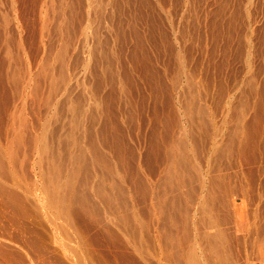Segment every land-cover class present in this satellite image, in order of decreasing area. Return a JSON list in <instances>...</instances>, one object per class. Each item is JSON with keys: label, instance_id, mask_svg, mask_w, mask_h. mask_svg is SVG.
Wrapping results in <instances>:
<instances>
[{"label": "rangeland", "instance_id": "rangeland-1", "mask_svg": "<svg viewBox=\"0 0 264 264\" xmlns=\"http://www.w3.org/2000/svg\"><path fill=\"white\" fill-rule=\"evenodd\" d=\"M101 263L264 264V0H0V264Z\"/></svg>", "mask_w": 264, "mask_h": 264}, {"label": "bare ground", "instance_id": "bare-ground-1", "mask_svg": "<svg viewBox=\"0 0 264 264\" xmlns=\"http://www.w3.org/2000/svg\"><path fill=\"white\" fill-rule=\"evenodd\" d=\"M103 78V77H102ZM116 79V78H115ZM110 85V84H109ZM191 85H193V84H191ZM253 88V87H252ZM175 89V88H174ZM111 97H113V96H111ZM82 110V109H81ZM80 111V110H79ZM188 110L186 109V112H187ZM83 111H81V113H82ZM75 114H76V112H75ZM84 114V113H83ZM187 114V113H186ZM193 114V113H192ZM80 115V114H79ZM72 116V115H71ZM74 120H76L75 118H74ZM202 121V120H201ZM75 124V123H74ZM74 124H73V126L72 127H75L74 126ZM79 124V123H78ZM74 129V128H73ZM73 132V131H72ZM74 135V134H73ZM183 137V136H182ZM73 138V137H72ZM85 138V137H84ZM74 139V138H73ZM72 139V140H73ZM36 140V139H35ZM76 140V139H75ZM90 140V139H89ZM85 141V140H84ZM183 140H179V143H178V141H176V143L177 144H173V143H169L170 144V147H169V150H168V148L165 146V151H167L168 150V152H169V160H170V166H168L169 167V169L168 168H165V170H166V172L168 173V178H169V181L172 183V182H174V183H176V184H178V185H181V184H184L183 182H185V178L186 177H184V176H189L190 175V177H188L189 179L191 178L192 179V177H193V175H191L192 173H194L193 171H195L194 170V166L192 165V163L190 162V156H188V146H187V143H184V142H182ZM186 141V140H185ZM40 144V151L42 152V154L43 153H49L48 151V149H49V146H50V144L49 145H47V143H39ZM190 144V143H189ZM192 144H194V143H192ZM38 145V144H37ZM95 146V145H94ZM195 146V145H194ZM36 147V146H35ZM51 147V146H50ZM72 147V146H71ZM71 147H70V149L69 150H71ZM93 147V146H92ZM97 147V146H96ZM192 147H193V145H192ZM192 147H191V149H192ZM69 148V147H68ZM76 148V147H75ZM77 148H80V146H78ZM167 148V149H166ZM48 150V151H47ZM62 150V149H61ZM66 150V148L64 149V151ZM69 150H67L66 151V153L64 152V154H67V152L69 151ZM82 150V148H80L79 149V151H81ZM94 149H92V151H93ZM190 150V149H189ZM193 150V149H192ZM56 151V153H57V155H58V152H57V150H55ZM59 151V150H58ZM72 151V150H71ZM88 151V150H87ZM86 151V152H87ZM40 152V153H41ZM53 152H54V150H53ZM78 152V151H77ZM193 151H191V153H192ZM50 153H52V151H50ZM76 153V152H75ZM74 153V154H75ZM81 153L82 154H79L78 155V159H81L80 158V156H82L83 155V151H81ZM96 154V152H93V154ZM39 154V153H38ZM62 154H63V152H62ZM70 154H72V153H70ZM70 154L68 155V156H70ZM77 154V153H76ZM85 154V153H84ZM47 154H45V156H46ZM49 155V154H48ZM53 155H54V153H53ZM52 154L50 155V158L47 156V158H49L48 160H50V159H52L51 158V156L54 158V156H53ZM57 155H55L56 157L54 158V159H56L58 156ZM60 155V154H59ZM73 155V154H72ZM71 155V156H72ZM42 156V155H41ZM44 156V155H43ZM67 156V155H66ZM74 156V155H73ZM73 156H72V158H70V159H73ZM104 156V155H103ZM102 156V157H103ZM165 156V155H164ZM60 157V156H59ZM58 157V158H59ZM62 157V156H61ZM63 157H64V155H63ZM83 157H84V155H83ZM87 157V156H86ZM93 157H95V155L93 156ZM100 157V156H99ZM40 158V157H39ZM65 158V157H64ZM63 158V159H64ZM77 158V157H76ZM85 158V157H84ZM84 158H82L81 160H83ZM88 158V157H87ZM96 158V157H95ZM98 158V157H97ZM46 159V158H45ZM61 159V158H60ZM62 159V160H63ZM68 159V158H67ZM41 160H42V157H41ZM57 160V159H56ZM55 160V161H56ZM61 160V161H62ZM69 160V159H68ZM75 161H73L74 162V164H77L78 162H81L80 160H77V159H74ZM88 160V159H87ZM96 160V162H97V160L98 159H95ZM100 160V159H99ZM105 160V159H104ZM103 160V162H105ZM166 160V159H165ZM167 160H168V158H167ZM52 165H54V163H55V161L52 159ZM60 161V160H59ZM71 161V160H70ZM70 161H68L69 163H70ZM85 161V160H84ZM191 161H192V157H191ZM44 162V161H43ZM64 162V161H63ZM72 162V161H71ZM168 162V161H167ZM47 163V160H46V162H45V164ZM57 163H58V160H57ZM65 164H68V163H66V162H64ZM97 163H99V162H97ZM106 163V162H105ZM48 164H50V167H52L51 166V163H50V161H49V163ZM61 164H62V162H61ZM60 164V165H61ZM79 164V163H78ZM75 165L76 167L74 168L73 167V170H75L76 172H78L77 170H79V169H77L78 167H80L79 165ZM107 165H108V162L106 163ZM55 165H56V163H55ZM59 165V166H60ZM94 165H96V164H94ZM104 165V164H103ZM106 165V166H107ZM176 165H178V167H179V165L180 166H182L183 168V171L181 172V173H179V171L178 170H175L174 168V166H176ZM46 167H47V165H45ZM44 166V167H45ZM62 166V165H61ZM43 167V168H44ZM66 166L64 165L63 166V168H65ZM66 168H68V167H66ZM65 168V171H67V169ZM104 168H106L105 166H104ZM50 169V168H49ZM62 169V168H61ZM100 169V168H99ZM107 169V168H106ZM112 169V168H111ZM110 169V170H111ZM114 169V168H113ZM168 169V170H167ZM178 169V168H177ZM51 170H52V168L50 169V171L48 170L47 171V169L45 168V171L47 172V176H49V173L51 172ZM54 170H56V168L55 169H53V171ZM109 170V169H108ZM110 170H109V172H110ZM181 170V169H180ZM52 171V172H53ZM57 171V170H56ZM64 171V170H63ZM44 172V171H43ZM76 172L74 173V175H72V172H71V175L70 176H74L73 178H71V179H69V180H71L70 182H72L73 183V179L75 178V176H77L78 175V173H77V175H75L76 174ZM106 172H107V170H106ZM113 171H111L107 176H111V174H114V173H112ZM65 173V172H64ZM63 172H61V174H64ZM68 173V172H67ZM67 173H65V174H67ZM105 173V172H104ZM46 173H44V175H45ZM53 174V173H52ZM52 174H51V176H52ZM64 174V175H65ZM99 174V173H98ZM57 175V174H56ZM68 175H69V173H68ZM68 175H67V177H68ZM87 175H88V173H87ZM106 175H104V176H102V177H104V178H102V180H101V183L100 182H98V184L99 185H97V188H96V191H97V189H98V193H99V195L102 197V199L104 198L105 200H103L104 202L106 201V203L110 206V205H112V204H114L113 203V198L111 197V194H109L108 193V188H113V186H115V185H112V180L108 177H105ZM42 176V175H41ZM60 176V175H59ZM165 176H167V175H165ZM192 176V177H191ZM46 177V176H45ZM58 177V176H57ZM65 177V176H64ZM67 177H65V178H67ZM111 177H113V176H111ZM196 177V176H195ZM201 177V176H200ZM50 178V179H49ZM48 179H47V184H46V182L44 183V184H46V188H45V192H48L47 193V195L49 194V200L50 201H48V204H50V205H53V207L52 208H55V211H56V207H59L58 209L61 211V207H64V205H65V198H64V196L65 195H67V194H64V195H62V194H60L59 193V190H61L62 188H60V183H58L57 184V182H55V178H52V177H49ZM59 178V177H58ZM46 179V178H45ZM57 179V178H56ZM60 180H62L61 178H59ZM163 179V178H162ZM167 180V179H166ZM193 180V179H192ZM45 181V180H44ZM100 181V180H99ZM163 181V180H162ZM169 181H167V182H169ZM216 181V180H215ZM63 182V181H62ZM68 182V181H67ZM83 182H85V181H83ZM144 181H142L141 183H143ZM166 182V181H165ZM166 182V183H167ZM169 182V183H170ZM187 182V181H186ZM185 182V183H186ZM191 182V181H190ZM189 182V183H190ZM196 182H198V181H196ZM218 182V181H217ZM64 183V182H63ZM74 183H76L75 182V179H74ZM188 183V182H187ZM57 184V185H56ZM163 184H164V182H163ZM173 184V183H172ZM172 184H168L167 183V185L169 186V185H172ZM89 185V184H88ZM142 185V184H141ZM147 185V184H146ZM146 185L145 184H143V186L144 187H146ZM166 184H165V186H167ZM201 185V184H200ZM44 186V185H43ZM77 186V185H76ZM91 186V185H90ZM119 186V185H118ZM121 186V185H120ZM142 186V187H143ZM164 186V187H165ZM204 186V185H203ZM203 186H201V187H203ZM86 187V186H85ZM84 187V188H85ZM144 187H143V189H144ZM174 187V186H173ZM173 187H171V188H173ZM65 188V187H64ZM67 188V187H66ZM87 188H88V186H87ZM94 188V187H93ZM43 189H44V187H43ZM71 189H73V188H71ZM146 189H147V187H146ZM68 190H70V189H68ZM67 190V191H68ZM86 190V189H85ZM168 190H169V188H168ZM43 191V190H42ZM66 190H64V192H65ZM74 191H76V190H74ZM144 191V190H143ZM146 191H148V190H146ZM45 192H42L43 194L45 193ZM68 192H70V191H68ZM73 192V191H72ZM72 192H70V193H72ZM86 192V191H85ZM66 193V192H65ZM74 193V192H73ZM72 193V194H73ZM116 193V192H115ZM121 193V192H120ZM147 194V193H146ZM145 194V195H146ZM149 194V193H148ZM156 194H157V192H156ZM46 195V194H45ZM69 195V194H68ZM98 195V194H97ZM116 195V194H115ZM162 195V194H161ZM169 195V194H168ZM176 195V194H175ZM220 195V194H219ZM80 196H81V194H80ZM117 196V195H116ZM167 196V195H166ZM76 197H79V196H77L76 195ZM100 197V198H101ZM210 197V196H209ZM221 197V196H220ZM68 198H70V196L68 197ZM86 198V197H85ZM181 198V197H180ZM149 199H150V197H149ZM156 199V198H155ZM176 199H177V197H176ZM211 199V198H210ZM68 200L69 199H67L66 201L68 202ZM165 200V199H164ZM167 200H168V198H167ZM178 200V199H177ZM45 201V200H44ZM171 201V200H170ZM205 201V200H204ZM80 202V201H79ZM91 202V201H90ZM159 203H163V199H162V201L160 200V201H158ZM168 202V201H167ZM182 202V201H181ZM207 202V201H206ZM64 203V204H63ZM177 203V202H176ZM179 203V202H178ZM223 203V202H222ZM43 204H46V203H43ZM47 204V205H48ZM164 204H167L166 202L164 203ZM164 204H163V206H164ZM208 204V203H207ZM50 205H48V206H50ZM66 205H68V203H66ZM65 205V206H66ZM70 205V204H69ZM72 205V204H71ZM162 205V204H161ZM192 205V204H191ZM203 205V204H202ZM55 206V207H54ZM90 206V205H89ZM121 206V205H120ZM123 206V205H122ZM159 206H160V204H159ZM162 206V207H163ZM167 206V205H166ZM204 206V205H203ZM68 207V206H67ZM116 207V206H115ZM161 207V206H160ZM69 208V207H68ZM111 208H113V207H111ZM119 208V207H118ZM164 208V207H163ZM176 208V207H175ZM201 208H203L202 206H201ZM201 208H200V210H201ZM63 209H64V211H65V208H62V212H64L63 211ZM94 209V208H93ZM114 209V208H113ZM122 209V208H121ZM160 209V208H159ZM162 209V208H161ZM173 209V208H172ZM181 209V208H180ZM183 209V208H182ZM203 210H204V208H203ZM202 210V211H203ZM207 210H208V208H207ZM59 211V212H60ZM75 211V210H74ZM113 211V210H112ZM115 211V210H114ZM166 211V210H165ZM164 210H163V212H165ZM62 212H60V214L62 213ZM145 212V211H144ZM161 212H162V210H161ZM162 212V213H163ZM175 212V211H174ZM183 212V211H182ZM56 213V212H55ZM58 213V212H57ZM71 213V212H70ZM99 213V212H98ZM161 213V214H162ZM166 213V212H165ZM164 213V214H165ZM117 214V213H116ZM185 214V213H184ZM62 215V214H61ZM131 215V214H130ZM130 215L128 216V217H130ZM163 216V215H162ZM165 216V215H164ZM182 216V215H181ZM201 216V215H200ZM145 217V216H144ZM134 218H136V217H134ZM134 218H132V220H137V218L136 219H134ZM161 218V217H160ZM187 220V219H186ZM165 221V220H164ZM220 221V220H219ZM136 222V221H135ZM205 222V221H204ZM200 223V222H199ZM227 223V222H226ZM135 225V224H134ZM165 225V224H164ZM168 225V224H167ZM174 225V224H173ZM183 225V224H182ZM175 226V225H174ZM104 227V226H103ZM168 227V226H167ZM163 228V227H162ZM214 228V227H213ZM114 229V228H113ZM177 229V228H176ZM211 229V228H210ZM135 230V229H134ZM216 230V229H215ZM105 232V231H104ZM169 232V231H168ZM216 233V232H215ZM163 234H165V233H163ZM172 234V233H171ZM170 234V235H171ZM217 234H219V233H217ZM262 234V233H261ZM141 235V234H140ZM210 236V235H209ZM215 236V235H214ZM141 237V236H140ZM219 237V236H218ZM218 237H216V238H218ZM144 238V237H143ZM206 238H208V236L206 237ZM214 238V237H213ZM215 238V239H216ZM214 239V240H215ZM220 239V238H219ZM172 240V239H171ZM203 240V239H202ZM207 240V239H206ZM173 241V240H172ZM216 241V240H215ZM214 241V242H215ZM165 242V241H164ZM208 242V241H207ZM174 243V242H173ZM219 243V242H218ZM139 244V243H138ZM171 244V243H170ZM206 244V243H205ZM208 244V243H207ZM210 244H211V241H210ZM212 245V244H211ZM208 246H210V245H208ZM213 247V246H212ZM218 247H220L219 245H218ZM215 248V247H214ZM169 249V248H168ZM221 249V248H220ZM204 250V249H203ZM208 251V250H207ZM174 252V251H173ZM209 252V251H208ZM217 252H218V250H217ZM189 255V254H188ZM213 255V254H212ZM74 256V255H73ZM91 256V255H90ZM196 256V255H195ZM195 258V257H194ZM198 259V258H197ZM102 264V263H101Z\"/></svg>", "mask_w": 264, "mask_h": 264}]
</instances>
